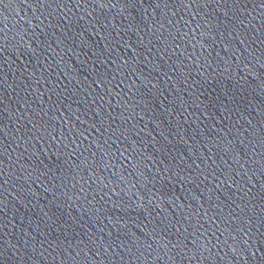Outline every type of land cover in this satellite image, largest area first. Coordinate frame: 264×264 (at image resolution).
<instances>
[{"label": "water", "instance_id": "95a60500", "mask_svg": "<svg viewBox=\"0 0 264 264\" xmlns=\"http://www.w3.org/2000/svg\"><path fill=\"white\" fill-rule=\"evenodd\" d=\"M0 264H264V0H0Z\"/></svg>", "mask_w": 264, "mask_h": 264}]
</instances>
